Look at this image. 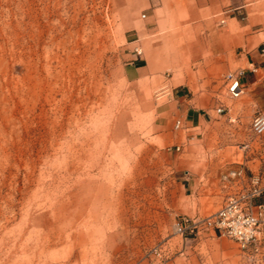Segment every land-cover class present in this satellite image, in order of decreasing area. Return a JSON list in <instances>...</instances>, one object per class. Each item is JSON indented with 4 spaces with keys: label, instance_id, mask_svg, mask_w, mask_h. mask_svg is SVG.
I'll use <instances>...</instances> for the list:
<instances>
[{
    "label": "rangeland",
    "instance_id": "1",
    "mask_svg": "<svg viewBox=\"0 0 264 264\" xmlns=\"http://www.w3.org/2000/svg\"><path fill=\"white\" fill-rule=\"evenodd\" d=\"M259 111L264 0H0V264H264V213L185 230L264 176Z\"/></svg>",
    "mask_w": 264,
    "mask_h": 264
},
{
    "label": "built area",
    "instance_id": "2",
    "mask_svg": "<svg viewBox=\"0 0 264 264\" xmlns=\"http://www.w3.org/2000/svg\"><path fill=\"white\" fill-rule=\"evenodd\" d=\"M241 79V75H228V92L232 97H239L244 93L245 86ZM223 110V106L217 108L218 113H222ZM180 124L181 121H178L177 127H180ZM251 129L258 136L264 135V112L259 111L254 115ZM232 176L236 177L234 181L249 182L238 193L230 195L218 211L203 218L186 219V224L190 225L185 230L189 229L196 236L203 234L211 237L226 236L236 241L241 248H246L259 239L264 204L255 203V199L264 194V176L246 177L243 168L233 171Z\"/></svg>",
    "mask_w": 264,
    "mask_h": 264
},
{
    "label": "crops",
    "instance_id": "3",
    "mask_svg": "<svg viewBox=\"0 0 264 264\" xmlns=\"http://www.w3.org/2000/svg\"><path fill=\"white\" fill-rule=\"evenodd\" d=\"M211 45V43H210ZM195 50H191L189 47V51L190 53H196L199 50H202L205 48V46L203 44H200V42H196L195 43ZM250 59H248L249 61ZM257 63V61H249L250 65L255 66V64ZM138 69V68H137ZM257 70V69H256ZM184 95H180L179 98L180 99H184ZM209 116H211V114L207 111H202L201 109H197L195 107H189L186 110V114H185V122L187 123L188 126L191 127H197L200 124H203L204 122H207V120L210 118Z\"/></svg>",
    "mask_w": 264,
    "mask_h": 264
}]
</instances>
